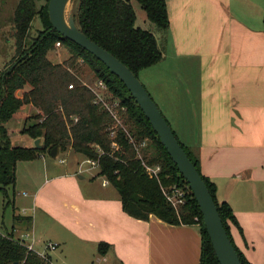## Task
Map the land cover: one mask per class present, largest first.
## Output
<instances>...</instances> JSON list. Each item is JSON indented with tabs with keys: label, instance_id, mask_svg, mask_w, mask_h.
<instances>
[{
	"label": "crops",
	"instance_id": "obj_1",
	"mask_svg": "<svg viewBox=\"0 0 264 264\" xmlns=\"http://www.w3.org/2000/svg\"><path fill=\"white\" fill-rule=\"evenodd\" d=\"M165 2L167 35L180 70H169L176 74L170 103L157 88L152 94L179 142L194 153L200 173L214 184L216 201L230 207L234 245L249 264H264V10L255 0ZM248 2L257 8L248 12ZM18 127V120L8 125ZM22 140L19 135L17 142ZM70 150L63 151V162L71 159ZM45 155L17 163L10 207L0 193L2 234H29L26 243L33 240V250L50 239L58 249L73 237L94 247L109 244L105 256L95 257L97 264H200L197 225L173 226L153 215L131 218L97 170L90 185L101 179V187L84 189L68 168L49 173Z\"/></svg>",
	"mask_w": 264,
	"mask_h": 264
},
{
	"label": "trees",
	"instance_id": "obj_2",
	"mask_svg": "<svg viewBox=\"0 0 264 264\" xmlns=\"http://www.w3.org/2000/svg\"><path fill=\"white\" fill-rule=\"evenodd\" d=\"M48 1L37 9L34 0H18L13 16L14 56L10 66L0 74V193L5 207L13 203L17 163L33 161L45 153L49 155L55 147L63 152L69 146L84 159L98 160V176L117 191L126 215L142 221L153 215L173 226L197 225L201 237L200 264H219L197 202L149 121L125 86L104 64L52 28ZM132 1L138 3L157 31L167 33L169 21L165 0H72V16L88 39L113 55L138 78L139 72L162 61L163 51L150 31L136 26ZM36 16L43 30L31 38L29 31ZM55 44L68 49L71 57L65 64H53L48 59V52ZM78 61L104 84L108 99L119 102L123 128H117L113 138L110 129L115 121L107 110L95 103V93L71 72ZM26 109H34L37 113L35 123L24 126L21 135L33 141L40 138L41 150L34 146L12 145L8 125L13 120L23 119ZM146 141L149 144L139 149ZM113 142L119 147L118 152L111 150ZM179 144L205 182L240 262L249 264L231 238L228 223L236 225V221L230 207L216 201L214 184L200 173L193 152ZM143 163L150 168L158 166L157 177H150ZM173 187L184 192V202L176 209L165 196ZM109 249V244L99 243L97 254L105 256ZM46 263L34 251L14 241L12 235L0 232V264Z\"/></svg>",
	"mask_w": 264,
	"mask_h": 264
},
{
	"label": "rangeland",
	"instance_id": "obj_3",
	"mask_svg": "<svg viewBox=\"0 0 264 264\" xmlns=\"http://www.w3.org/2000/svg\"><path fill=\"white\" fill-rule=\"evenodd\" d=\"M35 5L37 9H41L46 0H34ZM257 1L262 7H259V11L264 10V0H255ZM252 3V2H251ZM250 2L247 3L246 7L248 9V12L250 11L251 7H253L254 3L251 4ZM18 4V0H0V74L4 72L11 64L13 56H14V38H13V32H14V23H13V16L14 11L16 9V6ZM134 12L136 15V26L143 29L150 31L157 39L160 48H162L163 51V59L160 63L157 65L144 70L139 75V81L142 83V85L145 87L147 92L151 94L150 96L155 98V103L158 104L159 108H161V104L159 103V100L153 96L152 92L156 91V88L158 89V92L160 95H162L163 99L170 103L173 96V90L171 88L172 84H175L176 81V74L172 71H169L171 68H177L180 70V65L177 64V62L173 59V50L171 48L170 44V38L168 37L167 33L162 34L161 32L157 31L155 26L151 24L145 16V13L140 8L138 3L132 1L131 2ZM238 7V4H237ZM73 2H70L66 8V18L72 14L73 9ZM254 8H257L256 5H254ZM244 13V10H243ZM43 30V26L41 23V20L38 16H36L32 23L31 28L29 31V36L32 38H35L38 36V33H40ZM47 57L50 59V61L53 64H65L69 61L71 55L68 52V49L60 44H55L53 48L48 52ZM78 66L74 69H71V72L76 76L77 80H79L82 85L85 84L90 88L98 98H105L108 100L107 91L103 89L99 85V81H97L91 72V70L84 64H82L80 61L77 62ZM168 64V65H167ZM159 66V67H156ZM167 97V98H165ZM115 100V99H113ZM156 104V105H157ZM159 109V110H160ZM161 111V110H160ZM37 111L34 109H26L24 112V118L23 119H16L19 122L18 130H12L11 129V137L12 145H16L19 147H33V143H31L27 138V136L21 135V130L24 126H30L35 123L34 116L36 115ZM20 136H24V143L17 142V138ZM146 145L149 144L148 141L144 142ZM144 148V146H139V149ZM70 147L68 146L66 150H69ZM65 150V151H66ZM194 156V153H193ZM67 159L65 154L60 151L59 156L56 159H53L50 157V155H45V160L47 162V170L50 172H57V173H64L66 172V169L68 168V171L74 176V180L76 183H80L84 189L91 186L92 189L100 188L101 187V179L95 180V183L93 185H90L91 182L94 180L91 179V175H96L95 170H87L90 166L89 165H82L81 169L82 172H80V175L85 177V181L80 182L79 177L80 175H77L79 172L80 164L84 161V158L76 153H74L72 150H70V160L68 162L62 161ZM74 159V160H73ZM68 160V159H67ZM73 160V161H71ZM33 166L36 167L34 163H32ZM21 167L18 168L17 172L20 175V172L23 171L24 165H19ZM29 167V166H28ZM92 180V181H91ZM17 237V236H16ZM71 241L63 240L60 242V247L58 249H51L46 250L44 243L43 245L36 246V249H34L36 252L40 251L42 248H44V252H38L37 256L43 260L44 262H47L46 264H97L96 258L98 256L97 254V246H93L90 241L86 242H80L76 238H68ZM14 241L18 242L19 239H13ZM27 243L28 240H26ZM51 244L58 246L56 242L50 239ZM24 243V242H23ZM26 243V242H25ZM26 243V245H28ZM47 243V242H46ZM30 246V245H29ZM33 249V245H32ZM46 251H55L53 254H48ZM43 256V257H41Z\"/></svg>",
	"mask_w": 264,
	"mask_h": 264
},
{
	"label": "water",
	"instance_id": "obj_4",
	"mask_svg": "<svg viewBox=\"0 0 264 264\" xmlns=\"http://www.w3.org/2000/svg\"><path fill=\"white\" fill-rule=\"evenodd\" d=\"M72 0H49L48 17L52 28L66 40L85 50L115 75L125 86L130 96L149 121L160 143L165 148L180 175L186 181L197 202L206 233L219 264H242L222 224L215 202L197 171L195 165L179 144L173 130L162 115L150 94L139 79L120 61L106 50L88 39L76 26L72 14L66 18V8ZM34 148L43 149L42 140L36 139ZM59 148H53L49 155L56 159Z\"/></svg>",
	"mask_w": 264,
	"mask_h": 264
},
{
	"label": "built area",
	"instance_id": "obj_5",
	"mask_svg": "<svg viewBox=\"0 0 264 264\" xmlns=\"http://www.w3.org/2000/svg\"><path fill=\"white\" fill-rule=\"evenodd\" d=\"M99 85L103 89H105V86H104V84L102 82H99ZM85 86H87V85H85ZM69 89H72V86H69ZM95 103L96 104H100L105 110H107L108 113L113 118V120L115 121V125L110 129V137L113 138L115 136V132H116L115 130L117 128H119V127L120 128H123L122 122L120 120L121 118H120L119 113H118L119 102L117 100H110V99L106 100L105 98H101V97L97 99V95H96V101H95ZM121 110L124 111L123 108H121ZM131 142H133V140H131ZM144 145H145V143L143 142L142 143V146H144ZM111 150L113 152H118L119 151V147L117 146L116 143H114V142L111 143ZM99 153L102 154L101 151H99ZM86 164L90 166L87 170H97L98 169V166H99L98 160H96V159H84V161L80 164L79 172H82L81 166L82 165H86ZM143 167L146 170V173L150 177H157V174L159 172V167L158 166L157 167L150 168V167L146 166L143 163ZM108 184H109V182L106 179H104L103 180V185H108ZM165 196H166L168 202L175 209L178 206L182 205L183 202H184V192L181 189H179V188H174L173 187L171 193L170 194H165ZM22 213H25V210H23ZM29 238H30V235L29 234L22 235L20 237V239H19L20 241H18V243L25 245L28 250L34 251L36 254H39L38 252H36L35 250L32 249L33 240H32V243L31 244L26 245L25 242ZM55 247H56V245H53L51 243H47L45 245V249L46 250H51V249H54ZM41 257H43V256H41Z\"/></svg>",
	"mask_w": 264,
	"mask_h": 264
}]
</instances>
